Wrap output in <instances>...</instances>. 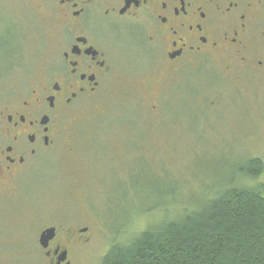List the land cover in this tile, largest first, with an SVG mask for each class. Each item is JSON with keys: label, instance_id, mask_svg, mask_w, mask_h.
Segmentation results:
<instances>
[{"label": "rangeland", "instance_id": "374dc122", "mask_svg": "<svg viewBox=\"0 0 264 264\" xmlns=\"http://www.w3.org/2000/svg\"><path fill=\"white\" fill-rule=\"evenodd\" d=\"M52 6L0 0V91L52 75L63 48ZM133 47L118 49L102 93L67 113L55 148L0 193V264H47L39 238L51 226L74 233L71 264H101L114 243L200 208L249 159L264 162V69L216 58L175 75ZM234 181L257 187L264 173Z\"/></svg>", "mask_w": 264, "mask_h": 264}, {"label": "flooded vegetation", "instance_id": "af4514ba", "mask_svg": "<svg viewBox=\"0 0 264 264\" xmlns=\"http://www.w3.org/2000/svg\"><path fill=\"white\" fill-rule=\"evenodd\" d=\"M51 2L63 28L52 75L28 90L0 91V193L55 148L70 110L102 93L122 46H134L175 75L216 58L264 69V0ZM50 228L56 235L47 249L41 247L47 264H71L69 256H60L69 255L66 244L78 243L74 233L58 226L42 233Z\"/></svg>", "mask_w": 264, "mask_h": 264}, {"label": "trees", "instance_id": "16d2710c", "mask_svg": "<svg viewBox=\"0 0 264 264\" xmlns=\"http://www.w3.org/2000/svg\"><path fill=\"white\" fill-rule=\"evenodd\" d=\"M263 173L264 162L249 159L200 208L114 243L101 264H264V184L234 181L238 175L258 178ZM166 194L159 193L161 199Z\"/></svg>", "mask_w": 264, "mask_h": 264}, {"label": "water", "instance_id": "95a60500", "mask_svg": "<svg viewBox=\"0 0 264 264\" xmlns=\"http://www.w3.org/2000/svg\"><path fill=\"white\" fill-rule=\"evenodd\" d=\"M56 235V229L55 228H50L44 231L39 239L40 246L44 249H47L49 247V243L51 240L54 239ZM68 257L67 251H65L61 256H60V261H65Z\"/></svg>", "mask_w": 264, "mask_h": 264}]
</instances>
